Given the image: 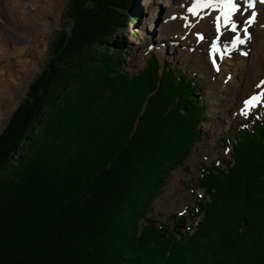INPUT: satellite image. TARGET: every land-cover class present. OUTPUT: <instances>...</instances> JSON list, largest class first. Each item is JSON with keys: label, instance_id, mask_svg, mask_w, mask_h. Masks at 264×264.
Listing matches in <instances>:
<instances>
[{"label": "trees", "instance_id": "1", "mask_svg": "<svg viewBox=\"0 0 264 264\" xmlns=\"http://www.w3.org/2000/svg\"><path fill=\"white\" fill-rule=\"evenodd\" d=\"M134 1L70 0V30L0 133V264H264V118L223 139L225 169L202 167L195 227L149 217L206 108L157 56L121 67Z\"/></svg>", "mask_w": 264, "mask_h": 264}, {"label": "bare ground", "instance_id": "2", "mask_svg": "<svg viewBox=\"0 0 264 264\" xmlns=\"http://www.w3.org/2000/svg\"><path fill=\"white\" fill-rule=\"evenodd\" d=\"M67 2L68 0H0V130L43 65ZM197 2L198 0H155L144 9L139 5L136 13L141 10L140 13L145 17L143 24L165 39L171 51L182 54L187 46L193 43L200 45L202 51H205V55H201V63L211 73L219 67L218 55L234 48L231 39L238 35L244 40L239 45H245L251 40L250 56L255 64H252L249 78L246 77L244 99L241 98L235 112L227 115L215 132H211L210 137L215 140L216 136L229 129L234 122V114L241 116L242 102L264 81V3L255 0L254 8L240 14L253 0H238L237 7L240 10L232 14L233 21H239L238 30L230 34L229 28H224L222 24L217 31L215 17L220 14L218 9H200L199 15H193L189 9ZM211 2L219 4L226 0ZM251 13H255V19L251 25H246L245 21L251 17ZM242 25L248 28L247 34L240 30ZM201 35L204 39L199 38ZM206 36L210 38L206 39ZM214 44L220 51L213 52ZM243 49L246 53L247 50ZM158 52L160 55L164 54L162 49ZM147 56L148 54L142 55L144 61ZM136 62L134 58L130 65L133 66Z\"/></svg>", "mask_w": 264, "mask_h": 264}, {"label": "rangeland", "instance_id": "3", "mask_svg": "<svg viewBox=\"0 0 264 264\" xmlns=\"http://www.w3.org/2000/svg\"><path fill=\"white\" fill-rule=\"evenodd\" d=\"M69 2L70 0H68L60 23L51 38L45 61L40 70L30 81L29 86L47 63L57 32L61 30H70L71 22L67 18ZM153 2H155V0L134 1L131 7L132 11L129 15L133 19L135 17L139 19L135 22L130 21L126 28L120 30L117 35V41L122 39L126 40L127 47L125 49V57L123 61L120 60L122 68L129 72L137 73L146 67L147 62L153 56H157L163 67L167 64H172L181 70L183 76L198 80L200 91L205 94L204 104L206 108V117L200 126L201 140L195 145L194 150L190 156L186 158L184 164L170 173L167 185L164 187L163 192L154 199L152 211L149 214V217L158 221L160 225L168 223L171 228H177L185 234L200 221V217L191 218L189 213L194 210L199 202H203L205 198H208L204 190L199 188L202 167L217 164L222 169H225L226 164L231 160L232 150L226 147L223 139L225 137L232 138L237 129L245 125H253L256 120L263 119L264 105L254 107L247 117L243 115L239 117L234 114V122L229 129L223 131L221 135L216 136L215 140H212L210 137L211 132H215L216 128L224 122V118L227 115H232L235 112L236 106H238L241 98H243L246 79L249 78L248 74L249 71L252 70V64H255L252 56H250L252 42L248 40L245 45L236 44L237 47L223 53L222 57L221 54H219L217 57L219 70L215 69V72L211 73L201 63V55H205V51H202L200 45L193 43L187 46L182 54H179L173 50L171 51L165 39L162 37L160 38L154 29L149 30L146 28L143 24V22H145L144 15L140 13L141 10L139 13H136V9L139 5L144 9ZM1 11L3 10L1 9ZM240 14H242V11ZM221 24L223 26V22ZM228 32L233 34L230 29ZM209 38V36H206V39ZM232 41L233 39L230 40L231 43ZM242 46L247 50L246 53L243 52L244 49ZM115 49L116 47H114V50ZM161 49L164 51L163 55H160L158 52L161 51ZM199 51H201V53H199ZM143 54H148L145 61L144 57H142ZM134 58L137 62L132 66L130 65V61ZM29 86L15 110L22 103ZM262 90H264V87L256 88L254 93L250 96ZM250 96L246 97L245 100ZM9 119H7L1 128L0 133L6 127ZM175 215L184 216L186 221L182 224L175 223L173 220Z\"/></svg>", "mask_w": 264, "mask_h": 264}, {"label": "snow or ice", "instance_id": "4", "mask_svg": "<svg viewBox=\"0 0 264 264\" xmlns=\"http://www.w3.org/2000/svg\"><path fill=\"white\" fill-rule=\"evenodd\" d=\"M262 3H264V0H261ZM238 0H226L224 3H212L211 0L209 2H204L201 3L198 2L189 9V11L192 12L193 15H199V10L200 9H218L220 14L215 17L216 20V28L217 31L220 30L221 28V21L223 22V26L225 28H229L231 32L235 33L238 30V23L239 21H233L232 14L237 12L238 7H237ZM256 6L255 0L253 2L247 4V8L242 10V14L244 11H247L248 9H252ZM255 19V13H251V17L245 21L246 25H251L253 20ZM240 30L243 31L245 34H247L248 28L245 26H240ZM200 39H204V37L201 35L199 37ZM235 40L238 41L239 43H244V40H241L240 37L237 35L235 37ZM232 47H236V44H233ZM213 52L220 51V49L214 44L212 45ZM226 51V49H225ZM223 56V53H221V57ZM213 62H215V59H213ZM217 70L218 67H217ZM264 87V81H262L260 84L257 85V88H262ZM258 105H264V90L250 96L247 100L243 102V107L241 108L240 114L247 117L251 110L254 107H257ZM246 126V125H245Z\"/></svg>", "mask_w": 264, "mask_h": 264}]
</instances>
